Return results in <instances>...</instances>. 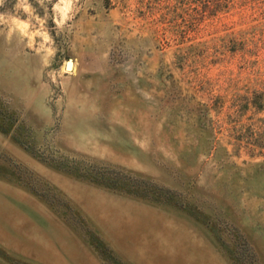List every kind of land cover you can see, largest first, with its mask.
I'll return each instance as SVG.
<instances>
[{
    "label": "rangeland",
    "instance_id": "1",
    "mask_svg": "<svg viewBox=\"0 0 264 264\" xmlns=\"http://www.w3.org/2000/svg\"><path fill=\"white\" fill-rule=\"evenodd\" d=\"M0 126V264H264V0H0Z\"/></svg>",
    "mask_w": 264,
    "mask_h": 264
},
{
    "label": "water",
    "instance_id": "2",
    "mask_svg": "<svg viewBox=\"0 0 264 264\" xmlns=\"http://www.w3.org/2000/svg\"><path fill=\"white\" fill-rule=\"evenodd\" d=\"M72 64V59H69L68 61H67V67L69 68V66Z\"/></svg>",
    "mask_w": 264,
    "mask_h": 264
},
{
    "label": "bare ground",
    "instance_id": "3",
    "mask_svg": "<svg viewBox=\"0 0 264 264\" xmlns=\"http://www.w3.org/2000/svg\"><path fill=\"white\" fill-rule=\"evenodd\" d=\"M69 69H74V65L73 64H71L70 66H69Z\"/></svg>",
    "mask_w": 264,
    "mask_h": 264
},
{
    "label": "trees",
    "instance_id": "4",
    "mask_svg": "<svg viewBox=\"0 0 264 264\" xmlns=\"http://www.w3.org/2000/svg\"><path fill=\"white\" fill-rule=\"evenodd\" d=\"M0 128H3L2 126H0Z\"/></svg>",
    "mask_w": 264,
    "mask_h": 264
}]
</instances>
